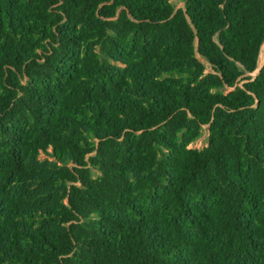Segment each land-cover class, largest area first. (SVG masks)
<instances>
[{
	"label": "trees",
	"instance_id": "obj_1",
	"mask_svg": "<svg viewBox=\"0 0 264 264\" xmlns=\"http://www.w3.org/2000/svg\"><path fill=\"white\" fill-rule=\"evenodd\" d=\"M262 52L264 0H0V264H264Z\"/></svg>",
	"mask_w": 264,
	"mask_h": 264
},
{
	"label": "rangeland",
	"instance_id": "obj_2",
	"mask_svg": "<svg viewBox=\"0 0 264 264\" xmlns=\"http://www.w3.org/2000/svg\"><path fill=\"white\" fill-rule=\"evenodd\" d=\"M263 58H264V53L262 52L261 57H260V60H259L258 70L253 74V76H256L258 74L259 69L262 67L263 61H264ZM261 59L263 61H261ZM202 133H203L202 134V137L196 143H194L193 145H191L190 146L191 148H194V149H202L205 146H207V140H208V135H209V133H208V127H204Z\"/></svg>",
	"mask_w": 264,
	"mask_h": 264
},
{
	"label": "water",
	"instance_id": "obj_3",
	"mask_svg": "<svg viewBox=\"0 0 264 264\" xmlns=\"http://www.w3.org/2000/svg\"><path fill=\"white\" fill-rule=\"evenodd\" d=\"M263 64H264V61H263ZM263 66V65H262ZM262 68V67H261ZM261 68L259 69L258 73L260 72Z\"/></svg>",
	"mask_w": 264,
	"mask_h": 264
},
{
	"label": "bare ground",
	"instance_id": "obj_4",
	"mask_svg": "<svg viewBox=\"0 0 264 264\" xmlns=\"http://www.w3.org/2000/svg\"><path fill=\"white\" fill-rule=\"evenodd\" d=\"M263 60H264V58H263ZM262 59H261V61H263ZM261 65V64H260Z\"/></svg>",
	"mask_w": 264,
	"mask_h": 264
}]
</instances>
